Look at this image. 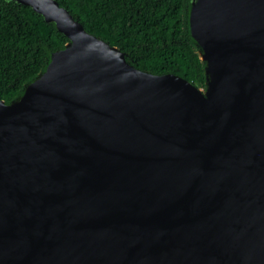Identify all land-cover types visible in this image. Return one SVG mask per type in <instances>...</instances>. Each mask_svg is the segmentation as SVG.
I'll use <instances>...</instances> for the list:
<instances>
[{
	"label": "water",
	"instance_id": "obj_1",
	"mask_svg": "<svg viewBox=\"0 0 264 264\" xmlns=\"http://www.w3.org/2000/svg\"><path fill=\"white\" fill-rule=\"evenodd\" d=\"M67 37L0 97V264H264V0H189L206 87Z\"/></svg>",
	"mask_w": 264,
	"mask_h": 264
},
{
	"label": "trees",
	"instance_id": "obj_2",
	"mask_svg": "<svg viewBox=\"0 0 264 264\" xmlns=\"http://www.w3.org/2000/svg\"><path fill=\"white\" fill-rule=\"evenodd\" d=\"M85 28L137 67L206 87L205 64L187 23L189 0H58ZM68 37L30 6L0 0V97L11 102L45 70Z\"/></svg>",
	"mask_w": 264,
	"mask_h": 264
}]
</instances>
